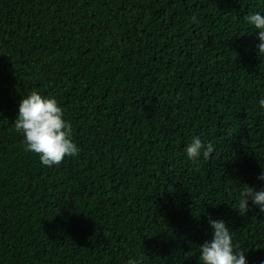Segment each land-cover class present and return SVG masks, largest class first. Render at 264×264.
I'll list each match as a JSON object with an SVG mask.
<instances>
[{
  "label": "trees",
  "instance_id": "obj_1",
  "mask_svg": "<svg viewBox=\"0 0 264 264\" xmlns=\"http://www.w3.org/2000/svg\"><path fill=\"white\" fill-rule=\"evenodd\" d=\"M264 0H0V264H202L221 219L264 264ZM195 16L196 21L191 18ZM57 98L79 156L43 166L14 127ZM196 137L215 145L186 158Z\"/></svg>",
  "mask_w": 264,
  "mask_h": 264
},
{
  "label": "clouds",
  "instance_id": "obj_2",
  "mask_svg": "<svg viewBox=\"0 0 264 264\" xmlns=\"http://www.w3.org/2000/svg\"><path fill=\"white\" fill-rule=\"evenodd\" d=\"M193 22L196 17L191 18ZM247 23L256 31L259 40L257 50L264 53V12H254L246 17ZM264 108V99L258 101ZM14 127L23 136L26 152L38 156L43 166L59 165L66 157L79 156L80 149L72 136V125L66 119L65 109L57 98L32 90L23 95L17 109ZM215 152V145L205 143L200 137L193 139L185 149L189 162L198 163L200 158L208 159ZM256 179L264 182V171ZM249 200L264 213V188L256 190L247 186L238 193V212L249 210ZM211 239L199 245V258L202 264H248L245 250L234 244L233 232L221 219L208 221ZM142 257L129 260L128 264H142Z\"/></svg>",
  "mask_w": 264,
  "mask_h": 264
}]
</instances>
